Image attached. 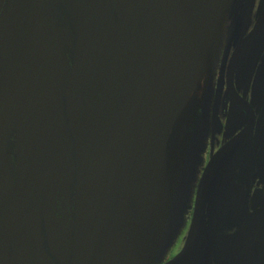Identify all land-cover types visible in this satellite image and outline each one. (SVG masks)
Returning <instances> with one entry per match:
<instances>
[{"label":"flooded vegetation","instance_id":"flooded-vegetation-1","mask_svg":"<svg viewBox=\"0 0 264 264\" xmlns=\"http://www.w3.org/2000/svg\"><path fill=\"white\" fill-rule=\"evenodd\" d=\"M84 1L0 0V136L5 142L14 190L13 200L11 187L9 195H0V264H11L24 227L29 228L31 235L25 264L72 261L84 185L69 126L67 93ZM183 2L204 67L202 126L183 134L169 148L171 171L166 180L164 206L155 212H144L134 195V210L128 211L137 220L143 216L145 228L119 249L111 264H264V243L258 239H264V27L260 28L264 25V0ZM93 3L91 38L79 89L82 113L88 87L96 86L100 80L102 51L96 59L95 48L101 45V39L104 44L116 24L113 16L118 17L110 0ZM39 46L50 67L60 104L66 150L63 153L56 146L46 147L37 124L24 190L19 166L18 113L9 102L8 88L17 67L40 57ZM66 125L72 141L65 138ZM71 148L76 153L80 176L73 194L67 189L72 174ZM39 162L41 173L37 172L41 169ZM206 168L205 221L198 226V194ZM52 188H58L67 199V204L61 203L62 212L50 214L52 224L58 221L56 229L66 236H52L46 228L44 202ZM74 199L79 202L75 204ZM47 207L54 208L50 204ZM248 217L250 222L257 217L251 240L243 236L242 230ZM66 220L67 227L62 230ZM154 223L157 224L151 228ZM259 227L263 228L262 234ZM211 237L219 239L214 240L216 244L229 243L227 248L212 247Z\"/></svg>","mask_w":264,"mask_h":264},{"label":"water","instance_id":"water-1","mask_svg":"<svg viewBox=\"0 0 264 264\" xmlns=\"http://www.w3.org/2000/svg\"><path fill=\"white\" fill-rule=\"evenodd\" d=\"M110 2L118 17L104 44L101 39V45L95 48L96 59L102 51L100 80L96 86L88 87L83 113L78 103L79 89L91 38L93 0L83 2L74 69L68 86L69 126L87 181L71 264H111L119 249L144 230L143 216L140 220L133 218L126 205L131 161L137 162V206L144 212L160 210L165 203L166 180L171 171L169 148L183 134L198 130L203 121L204 67L183 0ZM39 53L37 60L35 57L15 69L8 88L9 102L18 113L19 166L24 190L28 183L30 144L37 124L46 147L56 146L63 153L66 150L60 104L40 46ZM6 163L5 142L0 136L3 197L9 195L11 187ZM39 165L41 169L37 172L41 173V162ZM207 173L208 170L198 194V226L205 221L203 193ZM51 190L44 202L46 228L52 236H66L56 229L58 221L52 224L50 214L62 212L61 203L67 204V199L58 188ZM13 193L11 187L12 200ZM47 204L54 208L49 209ZM249 217L242 230L243 236L251 240L257 217L251 222ZM67 224L66 220L62 230ZM259 228L262 234L263 228ZM211 238L210 245L217 250L229 244L219 245L214 242L218 238ZM258 239L264 243L263 238ZM30 242L29 228L24 227L11 264L26 263Z\"/></svg>","mask_w":264,"mask_h":264},{"label":"rangeland","instance_id":"rangeland-1","mask_svg":"<svg viewBox=\"0 0 264 264\" xmlns=\"http://www.w3.org/2000/svg\"><path fill=\"white\" fill-rule=\"evenodd\" d=\"M114 20L116 19L115 16ZM65 138L68 140L72 141V136L71 133L66 125V130H65ZM69 157L71 161V169H72V174L71 178L69 180V183L67 184V189L69 194L75 193L76 190L78 189V185L80 183V176L78 177V165H77V157L75 150L73 148L69 149ZM83 185L84 187H87V181L85 179V173L83 175ZM136 182H137V162L131 161L130 168H129V174H128V179H127V196H126V205L128 209L134 210V207L132 205L133 202V197L135 195L136 191ZM73 202V199H72ZM75 204L78 203L79 201H76L74 199ZM79 205V204H78ZM27 214V213H26ZM14 217H17V212L14 215Z\"/></svg>","mask_w":264,"mask_h":264}]
</instances>
